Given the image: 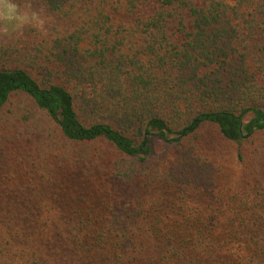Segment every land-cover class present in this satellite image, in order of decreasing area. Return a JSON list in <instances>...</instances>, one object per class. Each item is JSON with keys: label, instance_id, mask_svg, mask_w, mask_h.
<instances>
[{"label": "trees", "instance_id": "16d2710c", "mask_svg": "<svg viewBox=\"0 0 264 264\" xmlns=\"http://www.w3.org/2000/svg\"><path fill=\"white\" fill-rule=\"evenodd\" d=\"M9 1L0 264H264V0Z\"/></svg>", "mask_w": 264, "mask_h": 264}, {"label": "rangeland", "instance_id": "374dc122", "mask_svg": "<svg viewBox=\"0 0 264 264\" xmlns=\"http://www.w3.org/2000/svg\"><path fill=\"white\" fill-rule=\"evenodd\" d=\"M49 17L37 7L20 5L9 0H0V39L8 38L21 31L26 25L33 24L41 29H45ZM158 152L166 150V144L157 142ZM236 151V145H233Z\"/></svg>", "mask_w": 264, "mask_h": 264}]
</instances>
